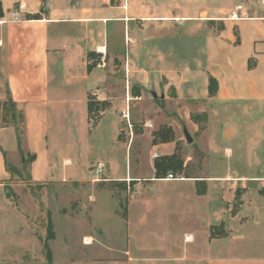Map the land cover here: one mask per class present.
Segmentation results:
<instances>
[{
  "label": "crops",
  "instance_id": "crops-1",
  "mask_svg": "<svg viewBox=\"0 0 264 264\" xmlns=\"http://www.w3.org/2000/svg\"><path fill=\"white\" fill-rule=\"evenodd\" d=\"M233 1L226 0L219 5L214 0H120L119 5L113 7L109 0H0L3 10L0 18V102L6 99L8 92L16 109L23 114V151L25 156H34L28 165L31 182L48 183L66 170L61 167L66 160L63 156L60 166L53 172L55 162L47 145L51 112L64 118H68L67 113L79 115L87 125L88 95L98 101H108L111 109L114 101L124 104L127 99L139 98L145 87L158 89L161 99L183 103L178 116L189 133L200 132L204 136L211 130L214 119L229 121L226 122L229 125L221 128L222 148L214 143L202 145L205 164L209 151H223L225 163L229 165L233 153L227 144L236 131L235 122L231 121H236L238 115L247 118L238 125L245 132L239 157H243L244 164L251 165L259 143L264 142V133L259 137L256 130L258 124L264 129V0ZM11 11L19 15L20 23L10 22ZM34 15H38V19H32ZM178 21H214L222 23L224 28L214 33L200 31L196 37L199 54L191 52L190 63L188 56L180 57L185 60L179 64L178 54L155 45L158 39L167 42L169 37L151 34L148 29L158 22H174L177 28ZM109 24L117 29L124 47L129 46L122 56L126 71L145 75L153 69L160 79L167 81H113V85L121 88L122 96L109 100V52L121 54L109 47ZM186 36L195 39L192 32ZM88 53H94L100 60L90 70H87L91 65ZM189 74L191 78L201 77L202 81H189ZM209 77L215 79L217 85L213 97L208 95ZM51 79L56 80L54 91L50 88ZM81 84L88 86L89 93L87 90L72 95L64 92L72 85L71 90L77 91L76 86ZM131 88L132 96L129 94ZM152 93L155 92L152 90ZM187 104H192L193 112ZM257 110L263 111L257 116L260 120L251 124L249 118L257 119ZM200 114L205 115L202 129L190 118ZM174 149V143L158 144L153 145L152 152L169 156ZM3 153L9 163L18 155L17 131L13 127L0 128V186L10 180ZM189 162L190 159L183 164L186 171ZM186 177L156 180L153 175L151 186L160 182L189 184L191 190L177 196L186 206L175 209L179 227L181 223L192 224L190 230L181 233L186 247L175 255L140 259L134 257L129 248V257L122 264H133L136 260L154 264H264V236L261 243H257L256 237L243 231L249 220L229 214L235 193L228 192L229 187L234 186L244 190L250 182L264 184V176L248 177L227 169L221 176L186 174ZM196 181L205 183L206 191L201 196L196 193ZM210 184L225 210L217 211L204 205ZM225 213L228 219L222 217ZM230 221L237 226L231 228ZM221 222L227 236L211 239L209 228ZM199 230L201 239L198 238Z\"/></svg>",
  "mask_w": 264,
  "mask_h": 264
},
{
  "label": "rangeland",
  "instance_id": "rangeland-1",
  "mask_svg": "<svg viewBox=\"0 0 264 264\" xmlns=\"http://www.w3.org/2000/svg\"><path fill=\"white\" fill-rule=\"evenodd\" d=\"M224 1L214 0L219 5ZM219 23L178 21L175 28L174 22H158L148 29L151 34L169 37L167 42L158 39L155 45L178 54L176 61L181 64L185 59L180 57L188 56L190 63L191 52L199 54V41L196 39L199 32H219L216 31L220 28ZM116 30L109 24V47L121 52L119 55L109 52V100L122 96L121 88L113 85V81H167L166 78L160 79L153 69L146 71L145 75L126 71L122 66V56L124 50L128 52L129 46L126 44L124 47ZM190 32L194 33L195 39L184 37ZM187 77L189 81H202L199 76L191 78L189 74ZM51 81L50 88L54 91L56 80ZM76 87L77 91L65 88L64 92L66 95L85 90L89 93L88 86L84 84ZM152 90L158 96L156 99L151 95ZM130 91L132 88L129 90L132 96ZM127 101L124 104L122 101L112 102V108L94 127L88 121L86 125L79 115L67 113L68 118H64L51 112L47 145L55 162L53 172L60 166L61 157L66 158L61 166L65 172L53 181L32 183L27 176L28 167L21 168L20 156L11 159V164L22 171L20 178L13 177L0 186V264H122L129 257V248L137 259L180 253L186 247L181 233L190 230L192 224L181 223L182 227L177 224L180 220L175 209L186 206L179 202L177 196L186 194L191 188L185 182H160L151 187L153 161L155 156L158 157L152 152V134L161 125L172 129L185 165L190 159L186 171L189 176H221L227 169L248 177L264 176V142L259 143L251 165L244 164L243 157H239L245 132L238 125L247 118L238 115L236 121H231L235 122L236 131L227 144L233 153L229 165L225 163L223 151H209L205 164L202 145L214 143L222 148L221 128L224 124L229 125V121L214 119L211 130L204 136L200 132H188L192 139L188 144L178 116L183 103L161 99L158 89L145 87L139 98L129 99V116L125 120L120 117V110ZM187 106L193 112L192 104ZM255 112L256 115L253 114L257 117L263 111ZM259 120L258 117L249 118L251 124ZM118 129L121 130L117 132V136L120 135L117 141ZM256 130L259 137L264 133L259 124ZM99 182L116 185L112 190H99ZM212 187H208L204 205L217 211L225 210V206L215 198ZM236 191L241 204L234 216L246 217L244 220L249 222L243 231L261 243L264 236V197L259 193L264 195V184L250 182L244 190L239 186L229 187L231 194ZM224 195L227 197L228 193ZM232 210L233 206L230 215ZM222 217L228 219V213ZM49 220L52 237L47 230ZM228 225L231 228L237 226L231 221ZM201 234L199 230V239ZM88 238L90 242L86 244ZM133 264L154 263L136 260Z\"/></svg>",
  "mask_w": 264,
  "mask_h": 264
},
{
  "label": "trees",
  "instance_id": "trees-1",
  "mask_svg": "<svg viewBox=\"0 0 264 264\" xmlns=\"http://www.w3.org/2000/svg\"><path fill=\"white\" fill-rule=\"evenodd\" d=\"M41 2H44V0H39ZM120 3V0H109V5L116 7ZM3 16V10L0 3V18ZM32 19H38V15H34L31 17ZM214 22V21H209ZM220 24L219 30L216 31H222L223 30V24ZM87 60L91 62V65L87 66V70H90V68L95 67L99 63V58H97V55L94 53H88L87 54ZM217 85L215 79L212 77L208 78V95L209 97H213L216 94ZM110 108V103L108 101H98L94 96L88 95L86 99V114H87V121L90 122V126L94 127L100 118L102 117V114L106 112ZM191 120L198 125L199 129H202V123L205 121V115H191ZM23 122L24 117L23 114L16 109L15 103L10 98L9 93L6 92V99L4 101L0 102V128L1 127H13L17 131V152L20 158L24 161L21 162V168L24 170V168H27L30 162L34 160V156H25L23 151V139H24V129H23ZM119 134L117 136V141L119 140ZM152 144L158 145V144H169L174 143L175 149L173 154L169 156H158L153 161V170H154V178L156 180H163L166 179L168 175H171L174 179L179 178H188L186 177V169L184 168L183 164L184 161L181 158L178 150V144L175 141V136L170 127H167L165 125H161L157 131H155L152 134ZM3 157H5V169L6 172L9 174L10 179L13 177L20 178L21 177V169L16 168L11 163L6 161V155L3 153ZM29 177V173L27 174ZM110 184H104V182H99L97 184V188L99 190H112L113 187L116 184H113V182H109ZM121 183V182H120ZM195 189L197 195L201 196L206 191V186L203 181H196L195 183ZM264 197L262 193H259ZM241 204V200L238 195V191L235 193V199L233 204V210L231 211L232 216L236 213V211L239 209ZM49 217V216H48ZM48 234L52 237L51 232V224L49 220V225L47 227ZM227 231L225 229L224 223H219L218 225L211 226L209 228V237L211 239L213 238H223L227 236ZM45 249H47L46 243H44ZM47 259H49L48 256V250H46Z\"/></svg>",
  "mask_w": 264,
  "mask_h": 264
},
{
  "label": "built area",
  "instance_id": "built-area-1",
  "mask_svg": "<svg viewBox=\"0 0 264 264\" xmlns=\"http://www.w3.org/2000/svg\"><path fill=\"white\" fill-rule=\"evenodd\" d=\"M9 17H10V22L11 23H20L21 22V18L19 17V15L15 11H11L9 13ZM128 102L129 101L126 102L125 108L120 112V117L125 119V120H127L128 113H129ZM155 158H156V156H155ZM165 180H174V178L171 175H168Z\"/></svg>",
  "mask_w": 264,
  "mask_h": 264
},
{
  "label": "water",
  "instance_id": "water-1",
  "mask_svg": "<svg viewBox=\"0 0 264 264\" xmlns=\"http://www.w3.org/2000/svg\"><path fill=\"white\" fill-rule=\"evenodd\" d=\"M151 95H152V97H153L154 99L157 98V96H156L155 93H152ZM161 97H163V96H161ZM182 134H183V136H184L186 142H187L188 144H191V143H192V139H191L190 135L188 134V132H187V130H186L185 128H183V130H182Z\"/></svg>",
  "mask_w": 264,
  "mask_h": 264
},
{
  "label": "bare ground",
  "instance_id": "bare-ground-1",
  "mask_svg": "<svg viewBox=\"0 0 264 264\" xmlns=\"http://www.w3.org/2000/svg\"><path fill=\"white\" fill-rule=\"evenodd\" d=\"M89 242H90V239H87V243L86 244H89Z\"/></svg>",
  "mask_w": 264,
  "mask_h": 264
}]
</instances>
